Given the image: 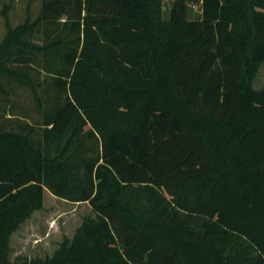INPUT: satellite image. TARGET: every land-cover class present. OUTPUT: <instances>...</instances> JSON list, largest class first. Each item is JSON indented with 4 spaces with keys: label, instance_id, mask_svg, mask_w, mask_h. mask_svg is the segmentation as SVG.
Segmentation results:
<instances>
[{
    "label": "trees",
    "instance_id": "trees-1",
    "mask_svg": "<svg viewBox=\"0 0 264 264\" xmlns=\"http://www.w3.org/2000/svg\"><path fill=\"white\" fill-rule=\"evenodd\" d=\"M164 2L41 0L14 27L4 4L0 101L22 82L44 105L23 66L59 101L0 124V264H264V0ZM44 189L94 216L10 261Z\"/></svg>",
    "mask_w": 264,
    "mask_h": 264
},
{
    "label": "rangeland",
    "instance_id": "rangeland-1",
    "mask_svg": "<svg viewBox=\"0 0 264 264\" xmlns=\"http://www.w3.org/2000/svg\"><path fill=\"white\" fill-rule=\"evenodd\" d=\"M9 2L10 0H0V41L7 28L6 21L1 12L4 4H8ZM11 5L7 15L8 24L14 27L22 23L27 15L34 18L40 10L41 0H11ZM168 7L169 2L165 0V16L167 15ZM72 9H74L73 6ZM60 17V19H65L66 16L61 15ZM40 39V32L30 36V40L34 42H39ZM21 68L25 73L31 75L34 82L41 81V79L46 77L45 85L36 86L38 95L43 96L45 94V97H43L44 105H41V107L36 104L30 84L23 85L22 82L11 83L9 81L8 83L14 89V93L10 92L11 95L7 99L0 101V108L3 109V112L4 110L7 111L4 116L2 112L0 113V124L4 128L6 127V129L12 126L13 128L21 127L22 130H26V127L29 125L36 126L39 120V111L42 113V111L48 108L53 111L54 106H57L55 104L59 101L58 97L55 98V95L52 94L54 86L49 76L47 77L38 67L23 66ZM3 81L6 82L5 79ZM253 88H264V63L261 64L253 81ZM48 93L52 94L51 98L48 95L46 97ZM35 137H38L36 132ZM43 204L44 208L32 215L25 224L21 225L20 229L18 228V232L11 235L10 244L12 248L9 255L10 261H14L16 258L14 255L29 259L51 256L64 237L69 239L73 237L76 228L81 224L84 217L94 216L88 203L69 202L54 197L48 190L43 192Z\"/></svg>",
    "mask_w": 264,
    "mask_h": 264
},
{
    "label": "crops",
    "instance_id": "crops-1",
    "mask_svg": "<svg viewBox=\"0 0 264 264\" xmlns=\"http://www.w3.org/2000/svg\"><path fill=\"white\" fill-rule=\"evenodd\" d=\"M45 190H47V189H44L43 192H44ZM50 194H51V193H50ZM53 196H54V195H53ZM54 197H55V196H54ZM60 199H61V198H60ZM63 200H64V199H63ZM43 208H44V204H43ZM39 211H40V210H36V211H34V212L31 214V216H30L28 219H26L21 225L25 224V223H26V222L32 217V215H34L35 213H37V212H39ZM21 225H20V227H22ZM20 227H19V229H20ZM19 229H17L15 232H13V234L16 233V232H18ZM13 234H12V235H13ZM10 247H11V244H10ZM11 248H12V247H11ZM14 256L17 257V256H19V255H14Z\"/></svg>",
    "mask_w": 264,
    "mask_h": 264
}]
</instances>
